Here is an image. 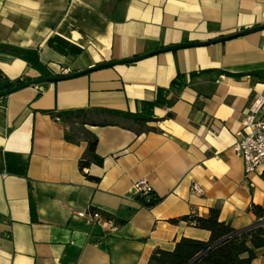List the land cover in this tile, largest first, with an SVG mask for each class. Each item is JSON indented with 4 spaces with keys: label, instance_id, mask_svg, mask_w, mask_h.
<instances>
[{
    "label": "crops",
    "instance_id": "crops-1",
    "mask_svg": "<svg viewBox=\"0 0 264 264\" xmlns=\"http://www.w3.org/2000/svg\"><path fill=\"white\" fill-rule=\"evenodd\" d=\"M261 24L264 0H0V76L63 75ZM263 91L261 29L6 95L0 264H148L182 237L210 238L184 216L217 208L236 230L264 222L253 209H264L262 167L247 174L233 149ZM80 108L107 123L81 127L98 137L103 165L81 169L88 141L53 114ZM71 129L78 142L67 140ZM140 179L161 197L151 208L135 193ZM90 208L113 216V228L75 214ZM256 253L264 264V247Z\"/></svg>",
    "mask_w": 264,
    "mask_h": 264
},
{
    "label": "trees",
    "instance_id": "trees-1",
    "mask_svg": "<svg viewBox=\"0 0 264 264\" xmlns=\"http://www.w3.org/2000/svg\"><path fill=\"white\" fill-rule=\"evenodd\" d=\"M28 79L30 78L23 77L12 81L0 76V87L2 90L9 89ZM5 98L6 96L0 98V102ZM159 101L160 97L154 104ZM97 111L100 110L93 109V114ZM53 114L65 119L71 125L77 126L78 130H81L85 140L88 141L87 149L80 161L81 169L88 168L92 164L103 165L104 158L97 153L98 137L93 132L81 129V127L86 124L104 126L107 123L97 122L94 118L91 119L89 111L83 108ZM124 116L142 124L153 120L150 115L142 116L125 113ZM77 136L78 133L75 129H71V132H67L66 134L67 140L73 142L79 141ZM88 177L91 180H98L94 176ZM140 200L143 201L145 206L151 208L161 201V197L152 194L149 202L141 197ZM253 209L258 217H264V209L261 206L254 205ZM106 216L107 218L113 217ZM182 219L187 220L196 227L209 230L211 233L210 238L208 240H201L182 237L176 241L175 247L172 250L157 248L151 255L148 264H254V259L257 257V249L264 247V222H259L255 226L238 233L230 223L220 219V210L217 208H212L208 217L192 214L184 216ZM117 221L121 224L124 223L123 220ZM173 221H178V219H174Z\"/></svg>",
    "mask_w": 264,
    "mask_h": 264
},
{
    "label": "built area",
    "instance_id": "built-area-1",
    "mask_svg": "<svg viewBox=\"0 0 264 264\" xmlns=\"http://www.w3.org/2000/svg\"><path fill=\"white\" fill-rule=\"evenodd\" d=\"M68 73L67 69L61 70V74ZM35 86L38 87L39 84ZM243 125L246 131L241 133V138L235 143L233 149L242 157L247 174L255 172L261 167L264 173V91L259 93L252 102L250 111L243 120ZM134 190L136 195L145 201L151 200L153 189L145 179L138 180L134 184ZM192 190L195 193L199 192L196 183L193 184ZM75 214L91 223L98 222L106 228H113L112 221L99 210L90 208L77 211Z\"/></svg>",
    "mask_w": 264,
    "mask_h": 264
},
{
    "label": "water",
    "instance_id": "water-1",
    "mask_svg": "<svg viewBox=\"0 0 264 264\" xmlns=\"http://www.w3.org/2000/svg\"><path fill=\"white\" fill-rule=\"evenodd\" d=\"M261 29H264V24L258 25V26H254L252 28H248V29H244L241 30L239 32L236 33H232V34H228L225 36H220L214 39H210V40H205V41H192V42H184V43H179V44H173V45H169L166 47H162V48H157L154 50H151L149 52H146L144 54L141 55H137L134 57H130V58H126V59H118V60H110V61H105V62H100L98 64H95L91 67L85 68L83 70H79V71H75V72H70L68 74H63V75H49V76H41V77H37V78H32L30 80H27L25 82L19 83L15 86H13L12 88L9 89H4L0 91V98L16 91L19 89H22L24 87L27 86H34L40 83H45V82H52V81H60L63 79H69V78H74L80 75H85L87 73H90L92 71L98 70L100 68H104V67H110V66H114V65H118V64H122V63H131L134 61H138L147 57H150L152 55L158 54V53H162V52H166V51H172L175 49H180V48H185V47H194V46H202V45H209V44H214L220 41H225L228 39H232L238 36H242V35H247L249 33L255 32V31H259ZM256 225V224H255ZM246 229H242V230H237V232H242ZM223 241V240H222Z\"/></svg>",
    "mask_w": 264,
    "mask_h": 264
}]
</instances>
